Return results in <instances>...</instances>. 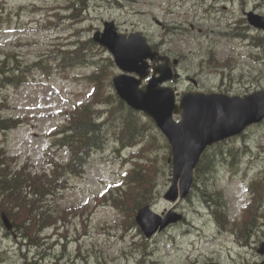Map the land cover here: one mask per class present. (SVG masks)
<instances>
[{
    "label": "rangeland",
    "instance_id": "rangeland-1",
    "mask_svg": "<svg viewBox=\"0 0 264 264\" xmlns=\"http://www.w3.org/2000/svg\"><path fill=\"white\" fill-rule=\"evenodd\" d=\"M63 1L0 0V67L15 76L19 69L24 73L30 67L18 85L0 86L2 116L21 120L16 129L0 133V146L6 162L15 169L27 165L32 172H51L57 164L63 174L60 178L63 189L45 203L28 206L39 217L46 215L45 224L49 227L36 233L29 231L33 236L29 234L25 241L5 232L0 223V264H260L263 258L256 249L264 241L263 125L247 130L240 139L208 150L203 158L208 173L196 174L198 188L190 199L172 208L185 217V222L152 239H145L136 229L124 231L134 222L132 204L123 211L125 204H114L110 195L118 191V185H123L124 174L136 167L130 153L155 137L158 147L140 153L144 163L147 157L156 159L151 196L143 206H149L157 214L172 207L163 199L171 183L170 167L164 162L168 156L166 141L155 125L135 149L118 151L114 122L119 127L121 122L117 117L107 122L103 127L104 148L91 155L80 174L66 173L69 153L56 144L67 112L90 100L93 86L87 80L89 74L106 62L110 54L98 46L90 47L86 63L67 68L60 65V57L71 44L86 42L96 31H102L104 21L115 22L125 34L140 31L151 45L183 56L177 67L181 79L170 85L179 95L192 87L185 82L187 76L197 80L202 91L215 90L221 82L229 87L227 76L235 89L244 91L251 85L263 88L264 70L246 58L251 51L249 43L224 33L227 20L233 15L241 16L240 0L226 4L225 11L221 10L225 3L220 1L212 5L205 0H88L86 13L74 20L66 18L69 12L62 9ZM245 1L246 10L257 2ZM208 4L212 9L204 12ZM259 11L264 14V7ZM154 18L167 24L170 31H164ZM191 24L195 31L202 29V35L185 34L180 28L181 25L189 28ZM227 56L235 59L222 67ZM112 71L105 81L108 84L105 92L114 94L110 82L119 71L116 67ZM142 120L148 122L146 116ZM244 143L250 146L248 151ZM214 156L218 159H213ZM252 182L261 183L257 190L258 193L261 189V200L255 201L258 222L249 232L246 224L243 227L246 232L241 233L235 224L243 220L240 215L251 199ZM108 188L113 190L105 194ZM218 190L222 191L220 202L226 203V226L216 222L211 212L214 207H207L203 201V197L209 199L205 197L209 192H215L216 196H212L217 199ZM41 207L47 210L42 211ZM40 221V225L44 224V220Z\"/></svg>",
    "mask_w": 264,
    "mask_h": 264
},
{
    "label": "trees",
    "instance_id": "trees-1",
    "mask_svg": "<svg viewBox=\"0 0 264 264\" xmlns=\"http://www.w3.org/2000/svg\"><path fill=\"white\" fill-rule=\"evenodd\" d=\"M73 3L74 6H79V0H75ZM82 6H84V3H82ZM78 17L79 15H76L73 19ZM73 44V46H68L70 48L64 51L60 57V65L63 68L86 63L87 49L97 46L91 39L86 42L82 41ZM103 62L87 78L93 86L90 101L86 105L76 106L68 113V119L59 132L61 136L56 143L69 153V160L65 166V169H67L66 173L80 174L92 153L104 148L105 136L103 127L107 122L117 118L121 122L120 127L118 123L114 122V134L120 149L133 147L138 144L153 126L150 120L148 122L142 120L143 115L128 109L125 103L119 100L115 94L110 91L107 92L108 94L105 92L108 89V84L105 81L110 77L114 65L110 58L106 59L105 63ZM35 66L40 67V63H36ZM41 70L45 71V68L42 66ZM28 71H30L29 66L26 67L24 73L22 69H19L17 76H15L12 73L8 74L5 72L1 66L0 86L18 85L25 79L23 75ZM107 106L110 108L105 109L104 107ZM1 107L2 104H0ZM1 111L0 133L16 129L21 124L19 118L3 117ZM119 111L125 114L119 115ZM104 115H107L106 119L101 120ZM155 147L158 146L155 142V137H152L139 151L132 153L131 156L136 159L132 162L136 167L129 174H124L123 185H118V191L110 195L114 204H125L123 211L132 204L130 210L133 211L134 215L135 211L141 208L145 204V200L151 196L150 191L154 181L152 172L155 168L156 159L147 157V162L144 163L140 153L142 150L151 152ZM165 147L168 151V156L164 158V162L168 164L167 160L171 156V149L167 142H165ZM206 166L207 164L198 165L196 174L208 173L205 171ZM60 169L61 167L57 164L53 165L51 172L45 170L32 172L27 165H22L20 168L15 169L6 162L5 153L0 146V212L6 213L13 225H15L16 231L23 238L27 239L29 234L33 236L32 233L40 232L42 228L47 227V224H45L46 215L41 214L40 219L39 215L32 212L33 208L31 205L30 207L28 206L29 203L34 204V206L39 203H45L48 197L63 189L62 180L60 181L63 174L60 173ZM194 188H198L196 184ZM112 190V188H108L106 193L108 194ZM212 195L216 196L215 192H209L205 195V197L209 198L205 200L206 205L214 207L212 210L213 215L218 218L224 217L221 212L223 205L220 202L221 193L218 192L217 199H214ZM34 208L35 211H40L39 208ZM44 210L46 211L47 209L44 207L42 211ZM23 212L26 215H23ZM49 218L52 219V216ZM218 218L217 220H219ZM40 220H44V224L40 225Z\"/></svg>",
    "mask_w": 264,
    "mask_h": 264
},
{
    "label": "water",
    "instance_id": "water-1",
    "mask_svg": "<svg viewBox=\"0 0 264 264\" xmlns=\"http://www.w3.org/2000/svg\"><path fill=\"white\" fill-rule=\"evenodd\" d=\"M249 20L256 27L264 28V22L253 15H249ZM93 40L112 54L116 66L123 72L112 81L118 97L131 109L150 117L171 146L169 161H172L173 178L164 195L167 201L175 202L178 196L184 198L188 195L193 170L208 146L238 135L247 126L264 118V93L244 98L188 93L176 104L173 89L162 86L173 78L169 58L152 51L141 33L126 37L117 33L115 25L110 22L104 23L103 33H95ZM147 59L164 64L154 66L151 79L142 85L148 74ZM173 63L177 64V61ZM174 115L179 116L178 121L174 120ZM181 218L173 212L162 218L146 206L139 210L135 220L145 237L150 238ZM1 221L7 231H12V224L4 213ZM257 253L264 256V242L259 245Z\"/></svg>",
    "mask_w": 264,
    "mask_h": 264
},
{
    "label": "flooded vegetation",
    "instance_id": "flooded-vegetation-1",
    "mask_svg": "<svg viewBox=\"0 0 264 264\" xmlns=\"http://www.w3.org/2000/svg\"><path fill=\"white\" fill-rule=\"evenodd\" d=\"M206 3L208 1H211L212 2V5L214 2H217V1H220V2H223L225 3V5H223L221 7V10L222 11H225L227 10V6L226 4H230L232 2V0H205ZM251 1V0H249ZM257 1L253 8L252 9H248L246 10V7H247V2L245 0H240V3H241V16L240 18H236L235 15L231 16L228 20H227V27H226V31L224 32L225 35L227 36H233V38H240L242 41H245L247 43H249L248 47L251 48V51L249 52V54H247V59L252 62L253 64H256L260 67H262V69L264 70V28L260 29L258 27H256L255 25L251 24L250 23V20H249V17H248V14L249 13H252L253 16L257 17V19H260L262 20V22H264V14L259 11V9H262L264 7V3H262L261 1L259 0H255ZM264 2V0H262ZM210 5V4H208ZM212 5H210L205 11L203 10L204 6L202 7V10L204 12H209L211 9H212ZM167 25L164 26V30H169L168 27H166ZM182 27H180L183 32L185 34H189V35H202L203 31L202 29L200 28H197L196 31H195V27L193 24L190 25V27H185V25H181ZM238 30V32L234 31L233 30ZM240 29V31H239ZM251 31H254L255 34H252ZM127 34H130V33H127ZM157 48V50L162 54V55H167L169 56L172 60L177 58L179 60V64L182 63V61L184 60V57L183 56H175L169 52H166V51H163L162 49H160L158 46H155ZM227 56L225 58V61L223 60V64H222V67H225V66H228L230 65L232 59H235L233 56ZM211 60V59H210ZM175 73H178V68L176 67L175 68ZM262 72L260 73V76L259 78L262 77ZM228 78V85H225V83L221 82V85L216 88L215 90H210V91H202L199 89V82H197V80H195L194 78L192 77H189L187 76L186 77V84L187 85H191L192 87H187L185 88L182 93H186V92H191V91H194V90H199V91H202V92H214L216 94H223V95H228V96H245V95H249V94H252V93H255V92H258V91H262L264 92V87L263 88H260V89H256V88H253L252 85L249 86V87H246V90H242V89H235L232 85H231V82H230V77L227 76ZM181 79V76L179 75V79L174 81V82H178L180 81ZM260 125H263L264 126V120L260 123V124H257V125H253L251 128H254V127H258ZM249 128V129H251Z\"/></svg>",
    "mask_w": 264,
    "mask_h": 264
}]
</instances>
